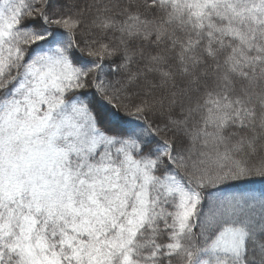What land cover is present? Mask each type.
<instances>
[{
	"label": "snow or ice",
	"instance_id": "snow-or-ice-1",
	"mask_svg": "<svg viewBox=\"0 0 264 264\" xmlns=\"http://www.w3.org/2000/svg\"><path fill=\"white\" fill-rule=\"evenodd\" d=\"M264 0H0V264H264Z\"/></svg>",
	"mask_w": 264,
	"mask_h": 264
},
{
	"label": "trees",
	"instance_id": "trees-1",
	"mask_svg": "<svg viewBox=\"0 0 264 264\" xmlns=\"http://www.w3.org/2000/svg\"><path fill=\"white\" fill-rule=\"evenodd\" d=\"M258 184V185H256ZM261 189H264V181L260 178L252 179H242L237 181H228L224 184L217 185L216 187L209 188L204 192L206 198L210 197H219L224 198L234 194H239L242 191L255 190L259 192ZM220 192L221 195H218L216 192Z\"/></svg>",
	"mask_w": 264,
	"mask_h": 264
},
{
	"label": "rangeland",
	"instance_id": "rangeland-1",
	"mask_svg": "<svg viewBox=\"0 0 264 264\" xmlns=\"http://www.w3.org/2000/svg\"><path fill=\"white\" fill-rule=\"evenodd\" d=\"M256 185H258V184H256ZM216 193H217L218 195H221L220 192H218V191H217ZM214 197H215V195H214Z\"/></svg>",
	"mask_w": 264,
	"mask_h": 264
}]
</instances>
